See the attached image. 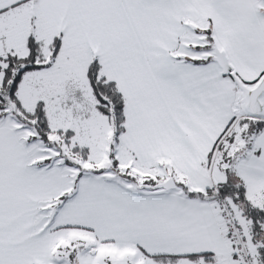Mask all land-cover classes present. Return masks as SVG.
<instances>
[{"label":"snow or ice","instance_id":"1","mask_svg":"<svg viewBox=\"0 0 264 264\" xmlns=\"http://www.w3.org/2000/svg\"><path fill=\"white\" fill-rule=\"evenodd\" d=\"M0 264H264V0H0Z\"/></svg>","mask_w":264,"mask_h":264}]
</instances>
